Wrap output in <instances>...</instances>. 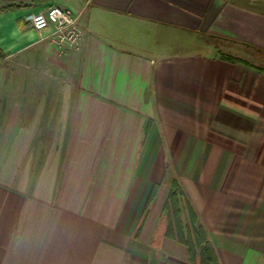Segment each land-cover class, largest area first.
<instances>
[{
	"label": "crops",
	"instance_id": "1",
	"mask_svg": "<svg viewBox=\"0 0 264 264\" xmlns=\"http://www.w3.org/2000/svg\"><path fill=\"white\" fill-rule=\"evenodd\" d=\"M60 4L72 52L25 18ZM175 179L219 264H264V0H0V264H201Z\"/></svg>",
	"mask_w": 264,
	"mask_h": 264
},
{
	"label": "trees",
	"instance_id": "2",
	"mask_svg": "<svg viewBox=\"0 0 264 264\" xmlns=\"http://www.w3.org/2000/svg\"><path fill=\"white\" fill-rule=\"evenodd\" d=\"M165 210L166 233L186 244L192 259L198 258L201 264H219L205 227L200 223L196 211L176 179L173 180Z\"/></svg>",
	"mask_w": 264,
	"mask_h": 264
},
{
	"label": "built area",
	"instance_id": "3",
	"mask_svg": "<svg viewBox=\"0 0 264 264\" xmlns=\"http://www.w3.org/2000/svg\"><path fill=\"white\" fill-rule=\"evenodd\" d=\"M83 12V9L60 4L31 11L25 18L38 31L51 27V32L41 39L48 38L53 41L60 52H72L81 47L84 38V28L80 23Z\"/></svg>",
	"mask_w": 264,
	"mask_h": 264
},
{
	"label": "rangeland",
	"instance_id": "4",
	"mask_svg": "<svg viewBox=\"0 0 264 264\" xmlns=\"http://www.w3.org/2000/svg\"><path fill=\"white\" fill-rule=\"evenodd\" d=\"M219 43V42H218Z\"/></svg>",
	"mask_w": 264,
	"mask_h": 264
}]
</instances>
